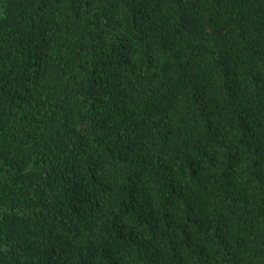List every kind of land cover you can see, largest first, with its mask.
Instances as JSON below:
<instances>
[{
  "label": "trees",
  "instance_id": "obj_1",
  "mask_svg": "<svg viewBox=\"0 0 264 264\" xmlns=\"http://www.w3.org/2000/svg\"><path fill=\"white\" fill-rule=\"evenodd\" d=\"M0 264H264V0H0Z\"/></svg>",
  "mask_w": 264,
  "mask_h": 264
}]
</instances>
